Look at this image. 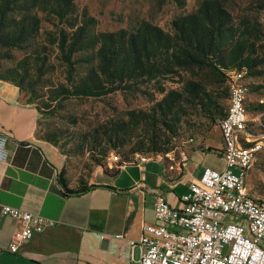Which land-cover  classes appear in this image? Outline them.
<instances>
[{"label":"rangeland","instance_id":"rangeland-1","mask_svg":"<svg viewBox=\"0 0 264 264\" xmlns=\"http://www.w3.org/2000/svg\"><path fill=\"white\" fill-rule=\"evenodd\" d=\"M199 1L72 0V18L84 26L89 38L98 33L131 30L141 20L173 34L172 21L194 11ZM228 1L220 2L227 5L235 17L247 22L252 33L260 32L255 42V55L260 64L252 75L244 71L243 83L246 86L244 102L248 128L255 135L264 134V0H231L229 4ZM3 54L6 58L0 60L1 69L9 70L17 79L14 82L0 79V83L13 92L20 104L34 109L36 120L33 137L58 151L62 157L65 177L72 185L86 182L98 167L96 162L108 164L109 157L114 154L130 160L136 155L149 156L170 167L180 160L182 152L186 153L196 143L201 146L208 143L221 146L217 126L219 116L215 115V121L212 122L214 115L209 116L188 101L182 88L190 78H203L206 90L213 98L212 111L215 113L227 106V98H223L228 93L223 76L200 70H179L171 75L160 74L152 80L137 79L129 89L99 98L63 99L59 93L84 83L90 68L97 69L92 47L74 56L77 63L71 73V82L67 80L68 69L57 48L55 29L47 21L41 23V30L30 46L11 49ZM80 56H84L85 61H79ZM36 58L39 64H44L41 73L24 72L23 67L25 69L28 64H33ZM19 66L22 70L18 76L15 71ZM98 76L102 79L100 73ZM170 90L176 92L175 110L180 117L175 124L176 135L172 138L160 123H156L165 111L161 100ZM139 112L146 114L145 117H151L150 124L153 125L144 126L137 115ZM109 124L116 126L119 137L124 140L123 146L120 144L108 149L100 142L101 128H108ZM131 125H134L133 131L130 130ZM126 126L128 128L123 131ZM151 132L169 137L171 150L164 156L154 155L148 147L147 139ZM139 141L145 143L142 151H136ZM105 149L108 150L105 152ZM246 187L256 198L264 200V149L257 155L248 173ZM237 219L240 220L239 217ZM229 220L236 221L233 216Z\"/></svg>","mask_w":264,"mask_h":264},{"label":"crops","instance_id":"crops-1","mask_svg":"<svg viewBox=\"0 0 264 264\" xmlns=\"http://www.w3.org/2000/svg\"><path fill=\"white\" fill-rule=\"evenodd\" d=\"M36 112L20 104L0 83V207L9 205L52 220L30 240L9 250L18 223L0 213V264H139L142 226L154 222L155 196L174 205L204 167L223 169L221 146L194 144L175 165L156 158L118 166L114 174L96 167L84 183H59L62 157L33 137ZM218 133L220 135L219 129ZM221 137V135H220ZM82 183V184H84Z\"/></svg>","mask_w":264,"mask_h":264},{"label":"trees","instance_id":"trees-1","mask_svg":"<svg viewBox=\"0 0 264 264\" xmlns=\"http://www.w3.org/2000/svg\"><path fill=\"white\" fill-rule=\"evenodd\" d=\"M220 1L222 0H200L194 11L180 15L172 21L173 34L165 32L158 25L141 20L131 30L98 33L89 38L84 26L77 24L72 18V0H0V60L6 58L3 54L5 51L30 46L41 30V23L47 21L55 29L57 48L67 66L69 82L72 81L71 73L77 63L74 56L78 52L92 47L97 60V69L90 68L85 82L64 89L58 94L60 98H99L127 90L137 79L152 80L160 74L171 75L179 70H200L223 76L229 93L228 79L231 72L246 71L252 75L259 66L260 62L255 55V42L260 32L252 33L251 26L235 17L231 9ZM229 2L231 0L228 4ZM85 59L80 56L79 61ZM43 66L36 58L33 64H28L25 69L23 67V71L41 73ZM21 70L19 66L15 75L19 76ZM0 79L14 82L17 76H13L9 70L3 71L0 67ZM182 90L188 101L209 116L214 115L212 122L215 121V115L220 119L225 114L226 108L215 112L216 114L212 111L213 98L206 90L203 78L188 79ZM228 93L227 97L226 93L223 95L227 101ZM175 95L173 90L166 92L161 100L165 111L162 118L156 121L169 133L170 138L176 135L175 124L180 118L175 110ZM137 115L144 126L153 125L150 124L151 117H145L143 112ZM133 126H130L131 131ZM108 128H101L100 142L108 149L120 144L123 146L124 140L119 137L116 126L109 124ZM127 128L124 127L123 131ZM169 137L151 132L147 144L154 155L164 156L171 150ZM97 138L96 136L95 140ZM144 145L143 141H139L136 151H142ZM128 162L130 159L119 157V165ZM96 164L105 173L116 172L110 170L106 163ZM59 173V183L66 191L79 192L66 188L63 167ZM95 186L84 183L81 184L80 191Z\"/></svg>","mask_w":264,"mask_h":264},{"label":"built area","instance_id":"built-area-1","mask_svg":"<svg viewBox=\"0 0 264 264\" xmlns=\"http://www.w3.org/2000/svg\"><path fill=\"white\" fill-rule=\"evenodd\" d=\"M243 79V71L229 74L227 107L217 122L223 169L204 167L174 205L164 193L155 196L154 222L142 226L137 242L129 241L130 247L140 249L139 264H264V200L246 187L248 173L264 149V134L255 135L248 128ZM149 158L136 155L119 165L114 154L109 161L125 166ZM0 213L18 223L9 245L12 253L53 224L9 205H2Z\"/></svg>","mask_w":264,"mask_h":264}]
</instances>
